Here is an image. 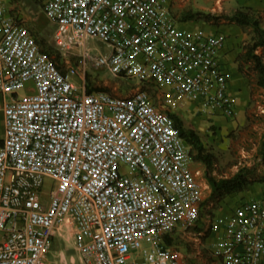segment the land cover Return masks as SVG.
I'll return each instance as SVG.
<instances>
[{
    "label": "built area",
    "instance_id": "obj_1",
    "mask_svg": "<svg viewBox=\"0 0 264 264\" xmlns=\"http://www.w3.org/2000/svg\"><path fill=\"white\" fill-rule=\"evenodd\" d=\"M38 1L66 68L42 51L17 3L0 0V264H47L66 220L86 264H191L167 243L176 232L216 234L213 264H264V182L258 198L209 214L205 173L168 113L179 100L201 116L235 117L227 37L181 27L172 0ZM73 58L78 74L103 68L142 86L125 97L89 92L74 82ZM46 178L57 183L47 202Z\"/></svg>",
    "mask_w": 264,
    "mask_h": 264
},
{
    "label": "rangeland",
    "instance_id": "obj_2",
    "mask_svg": "<svg viewBox=\"0 0 264 264\" xmlns=\"http://www.w3.org/2000/svg\"><path fill=\"white\" fill-rule=\"evenodd\" d=\"M198 3L200 7L205 9L207 7L211 8L213 5V2H207L206 0H198ZM16 7L36 37L45 40L47 47L53 48L55 45L54 37L57 25L46 15L39 1L19 0ZM195 10L197 11L198 9L195 8ZM220 14L223 13H216V15ZM196 26L197 29L202 28L209 30V27L203 23H197ZM249 40L250 36L246 34V43ZM89 47L97 54L104 57H109L110 55L111 48L104 42L91 39L89 41ZM54 51V53H56L57 50ZM55 62H58L60 66L66 68V63L64 60L62 62L61 57L56 59ZM72 66L77 73L79 61L73 58ZM226 69L229 70L227 67ZM72 77L78 86L86 85L87 89L105 91L113 96L119 97L130 96L139 86H142L137 79L115 77L103 68L96 69L90 67L85 75L77 73L76 76L72 74ZM230 81L236 82L232 76ZM147 89L151 92V97L156 105H166L163 98L164 96L159 95V88L148 87ZM164 90L169 92L168 88H164ZM248 90V96L245 101L240 104V108L237 109V114L233 118L224 116L208 118L206 116H201L198 115L190 105L185 102H180L179 100L178 103L169 104L170 111H168V113L178 115L184 121L186 128L195 130L206 149L217 157L215 175L218 178L232 177L243 167L253 168L259 179L264 178V89L258 87L253 80L248 79ZM237 92L238 91L232 93L237 96ZM25 93L26 91H21L20 95L24 96ZM237 98L238 101H241V97ZM8 100H10L9 97L7 98V101ZM2 103L3 100L0 98V106ZM3 129V115L0 110V139L3 136ZM192 167L193 169H201L204 171L203 166L198 162L193 161ZM56 186L57 183L52 179H45L42 188V197L45 202L50 199ZM260 187L261 185L259 182V185H257L251 193L245 196L235 195L228 198L221 205V208L215 210L213 214L219 215L225 212V210H230L231 205L238 201L258 198V188ZM210 193L211 189L206 191L204 193V199H207ZM209 207H207L208 213ZM3 237L4 233L0 231V242ZM171 238L173 242L172 247L183 253L191 264H213L210 245L206 240H196L193 236L177 232L173 233ZM62 253L65 255L66 260H63L62 256H60ZM47 263L86 264L76 248V243L73 239L72 225L68 220L59 228L58 235L53 241L51 254L48 257Z\"/></svg>",
    "mask_w": 264,
    "mask_h": 264
},
{
    "label": "trees",
    "instance_id": "obj_3",
    "mask_svg": "<svg viewBox=\"0 0 264 264\" xmlns=\"http://www.w3.org/2000/svg\"><path fill=\"white\" fill-rule=\"evenodd\" d=\"M14 2L18 3L19 0H14ZM184 20L204 21L216 26L236 24L241 27L243 32L250 36V40L244 45L243 52L239 57V70L245 74L247 78L253 80L258 87L264 88V59L263 55L257 53L260 48H264V27L262 25L263 22L260 13L250 8H239L232 15L194 12L186 15ZM37 41L42 51L54 62L56 59L60 58L57 51L54 53V50H56L54 46L53 48L47 47L43 39L37 38ZM55 63L60 66L58 62ZM88 91L93 92L94 90L88 89ZM170 117L176 130L190 147L192 160L203 166L205 177L211 189V193L203 203V206L205 208L210 206L209 213L213 214L215 210L221 208V205L228 198L248 192L256 183L264 182V178L259 179L256 175V171L250 167L241 168L232 177L218 178L215 175L217 162L215 154L206 149L195 130L185 127L184 121L178 115L171 113ZM167 243L170 246L173 245L171 236L168 237Z\"/></svg>",
    "mask_w": 264,
    "mask_h": 264
},
{
    "label": "crops",
    "instance_id": "obj_4",
    "mask_svg": "<svg viewBox=\"0 0 264 264\" xmlns=\"http://www.w3.org/2000/svg\"><path fill=\"white\" fill-rule=\"evenodd\" d=\"M207 2H213V7L203 8L198 4V0H172L170 5V11L172 15L180 22L183 28H197V23H203L209 27V30L203 29L208 33L223 34L227 37V44L222 53V61L226 69L231 76L236 80V82L230 81V90L232 92L238 91L236 97H241V101L237 98V109L240 108V104L245 101L249 94L248 90V79L245 74L240 72L239 57L243 52L244 45L246 44V33L243 32L242 28L236 24H223L221 26L212 25L204 21L195 20H184V17L189 13L194 12H205V13H223L232 15L239 8H250L262 16V25L264 27V0H206ZM198 9L197 11L195 10ZM258 54L263 55L264 59V48H260L257 51ZM242 61V60H241ZM264 89V88H263ZM235 95V94H234ZM237 114V113H236ZM259 185L256 183L250 188V191L240 194V196H245L253 191V189ZM261 187L259 189V196L262 193L263 183H260ZM216 239V234H212L208 239V243H212ZM183 254V253H182ZM184 255V254H183ZM63 260H66L65 255L60 254ZM185 256V255H184ZM186 257V256H185ZM61 258V257H60ZM48 264V263H47Z\"/></svg>",
    "mask_w": 264,
    "mask_h": 264
}]
</instances>
